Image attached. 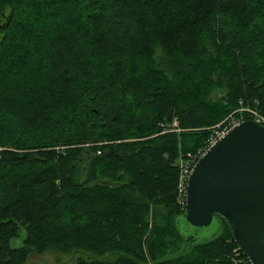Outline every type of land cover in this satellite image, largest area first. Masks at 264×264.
Returning a JSON list of instances; mask_svg holds the SVG:
<instances>
[{"label":"trees","instance_id":"trees-1","mask_svg":"<svg viewBox=\"0 0 264 264\" xmlns=\"http://www.w3.org/2000/svg\"><path fill=\"white\" fill-rule=\"evenodd\" d=\"M253 99L264 0H0V264H234L221 216L188 246L176 161Z\"/></svg>","mask_w":264,"mask_h":264},{"label":"water","instance_id":"water-1","mask_svg":"<svg viewBox=\"0 0 264 264\" xmlns=\"http://www.w3.org/2000/svg\"><path fill=\"white\" fill-rule=\"evenodd\" d=\"M187 194L184 227L221 216L252 264H264V124L245 119L219 137L194 165Z\"/></svg>","mask_w":264,"mask_h":264},{"label":"built area","instance_id":"built-area-1","mask_svg":"<svg viewBox=\"0 0 264 264\" xmlns=\"http://www.w3.org/2000/svg\"><path fill=\"white\" fill-rule=\"evenodd\" d=\"M258 104L259 100L257 99L248 102L241 101L237 109L217 125L218 128L210 135L203 147H200L196 152L187 151V153L180 154L176 161L177 168H179L176 194L180 207L185 208L188 195V178L194 168L193 166L204 151H206L219 137L224 135L225 132L244 119L252 118L256 122L264 124V113L260 112ZM175 124L177 125L178 121H175ZM227 256L233 260L234 264H252L250 258L238 245H236Z\"/></svg>","mask_w":264,"mask_h":264},{"label":"rangeland","instance_id":"rangeland-1","mask_svg":"<svg viewBox=\"0 0 264 264\" xmlns=\"http://www.w3.org/2000/svg\"><path fill=\"white\" fill-rule=\"evenodd\" d=\"M223 89L215 90L212 93V96L213 97H217L218 94H222V92H223L222 90ZM4 118L6 120H9V118H10V120L12 119L11 115H6V116H4ZM175 121H178L177 118H175L173 120V122L170 123V124L162 122L161 123V126L163 128L162 132H166V131H172L173 132V130H177L178 132H180V128L178 127V124L177 125L175 124ZM217 125L215 126L216 128H218ZM176 128H178V129H176ZM100 151L101 150H98V152H100ZM92 203L93 202L90 201L88 204L91 206ZM64 204H65V202L61 203L62 206ZM221 227H222V225L220 224V221L218 219H216V220H214L213 224L208 226V227L197 228V227L190 226V228L187 230V233L189 235L190 234L196 235L198 237V240L200 242H203L204 240L211 239V238L215 237L218 233H220L219 231H220ZM12 244L14 246L20 245L21 244L20 238L13 239L12 240ZM34 256H35V253L34 254L33 253L30 254L27 262L24 263V264H62L63 262H64V264H73L74 263V259H75V256L71 257V255L63 254V253H61V251L59 252V251H54V250L46 251L44 254L40 255L42 257H38L37 258V257H34ZM42 259L45 262H42Z\"/></svg>","mask_w":264,"mask_h":264},{"label":"flooded vegetation","instance_id":"flooded-vegetation-1","mask_svg":"<svg viewBox=\"0 0 264 264\" xmlns=\"http://www.w3.org/2000/svg\"><path fill=\"white\" fill-rule=\"evenodd\" d=\"M99 153H101V151L99 152ZM151 227V226H150ZM194 235V234H193ZM35 253V256L34 257H42V256H40V255H42V254H38V253H36V252H33V254ZM32 254V253H31ZM44 254V253H43ZM27 262V261H26ZM25 262V263H26ZM42 262H45L43 259H42ZM62 264H64V262L62 263Z\"/></svg>","mask_w":264,"mask_h":264}]
</instances>
